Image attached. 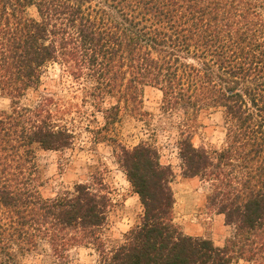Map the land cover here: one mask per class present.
Instances as JSON below:
<instances>
[{
	"label": "trees",
	"instance_id": "1",
	"mask_svg": "<svg viewBox=\"0 0 264 264\" xmlns=\"http://www.w3.org/2000/svg\"><path fill=\"white\" fill-rule=\"evenodd\" d=\"M53 62L98 102L114 99L113 117L137 108L144 85L161 91L162 109L180 119L182 176L209 182L208 205L233 226L223 245L173 222L172 168L146 142L116 149L142 214L112 248L101 187L41 194L36 151L68 148L73 134L52 98H20ZM0 96L11 99L0 111V264H23L41 242L58 257L91 245L97 264H264V0H0ZM214 109L223 145H195L187 128Z\"/></svg>",
	"mask_w": 264,
	"mask_h": 264
},
{
	"label": "rangeland",
	"instance_id": "2",
	"mask_svg": "<svg viewBox=\"0 0 264 264\" xmlns=\"http://www.w3.org/2000/svg\"><path fill=\"white\" fill-rule=\"evenodd\" d=\"M27 13L36 15L34 7ZM84 80L72 78L65 67L56 62L47 64L37 89H28L21 104H32L41 95L52 98L55 118L73 134L70 147L60 150L36 151L39 190L53 196L71 190L76 183H89L102 188L111 199L102 230L106 248L122 241L123 234L136 225L142 214L139 198L132 191L116 159L118 144L132 147L139 142L155 146L160 161L172 168L171 187L174 195L173 222L185 234L209 238L217 246L232 235L233 226L226 224L221 213L207 203L209 182L199 177H184L178 140L181 127L179 115L162 109L161 91L144 85L137 108L121 105L115 117L106 106L114 99L98 102L91 97ZM11 99L0 96V111L9 110ZM195 145L221 147L224 123L221 110L200 112L193 128H187ZM23 264H97L98 253L91 245H74L65 257L55 256L47 243L41 242L25 255ZM232 264H247L243 259Z\"/></svg>",
	"mask_w": 264,
	"mask_h": 264
},
{
	"label": "crops",
	"instance_id": "3",
	"mask_svg": "<svg viewBox=\"0 0 264 264\" xmlns=\"http://www.w3.org/2000/svg\"><path fill=\"white\" fill-rule=\"evenodd\" d=\"M187 178H189V177H187ZM135 195H137L136 193H134Z\"/></svg>",
	"mask_w": 264,
	"mask_h": 264
}]
</instances>
